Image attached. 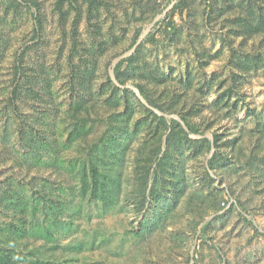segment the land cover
<instances>
[{
  "label": "rangeland",
  "instance_id": "374dc122",
  "mask_svg": "<svg viewBox=\"0 0 264 264\" xmlns=\"http://www.w3.org/2000/svg\"><path fill=\"white\" fill-rule=\"evenodd\" d=\"M58 2L0 0V255L264 264V0Z\"/></svg>",
  "mask_w": 264,
  "mask_h": 264
},
{
  "label": "trees",
  "instance_id": "16d2710c",
  "mask_svg": "<svg viewBox=\"0 0 264 264\" xmlns=\"http://www.w3.org/2000/svg\"><path fill=\"white\" fill-rule=\"evenodd\" d=\"M185 1L186 0H179V2L177 4H175V7L182 6ZM63 2H64V0H59V2H58V8L60 9V12L63 11V9H62ZM257 18H259L258 23H256L257 30H258V32H264V10H261L260 13H258ZM37 21H38V25H39L38 29H40L41 25H42L41 20L37 18ZM245 24L247 27L251 26V24L249 23V20H247ZM136 43H137V39H135V41L133 42L132 45H135ZM129 59L130 58H128V57L120 59L114 68L115 77H116L117 81L121 84L124 83V79H123L124 63ZM138 87H139V90H140L141 94L143 95V97L147 101L151 102L152 100H151L150 96L148 95V93L145 91V88L140 84H138ZM14 92L17 93L16 90ZM155 106L158 108H161L157 104ZM161 118L165 122H167L166 117L164 115H162ZM180 118H181V120L184 121V123L187 125V127L189 128L190 131L198 132V126H199L198 123H191L189 120H187V118L185 116H180ZM172 121L174 124H180L177 119H172ZM218 140H219V135L215 133L214 134V142L217 143ZM216 156H217V153H215L210 160L209 165L212 167H213V162L215 161ZM90 172H91L93 182H94V190L100 189L99 184H101V182H102L101 176L103 174V170L99 169L97 164L92 163ZM152 193L155 194L154 189H153ZM3 253H4L3 255H0V264H30L29 262H27L28 260L26 258L22 259V261H21L19 259V255L15 254L13 252V250H10L7 248V249L3 250ZM38 253H36L35 257H42V256H38ZM32 261H33L32 264H36L34 262V260H32ZM37 263L38 264H62L60 262H54L50 258L48 260L43 259V258H37Z\"/></svg>",
  "mask_w": 264,
  "mask_h": 264
}]
</instances>
